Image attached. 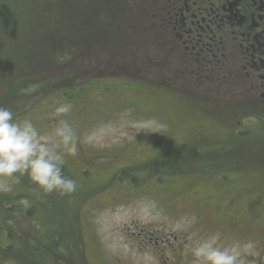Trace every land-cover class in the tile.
Returning a JSON list of instances; mask_svg holds the SVG:
<instances>
[{
  "label": "rangeland",
  "instance_id": "rangeland-1",
  "mask_svg": "<svg viewBox=\"0 0 264 264\" xmlns=\"http://www.w3.org/2000/svg\"><path fill=\"white\" fill-rule=\"evenodd\" d=\"M65 2L0 0V106L53 142L57 120L67 119L79 140L63 166L78 185L70 195L45 194L27 175L19 183L0 177L12 185L0 192L8 211V223L0 215V264H195L191 248L211 238V226L197 219L199 180L217 168L214 152L183 146L217 124L216 104L182 103L164 85L115 72L99 53L48 54V33L70 39L62 26L76 15L61 11ZM61 105L70 111L57 117ZM238 149L235 159L248 158ZM14 201L23 210L8 206ZM217 245L256 255L237 241Z\"/></svg>",
  "mask_w": 264,
  "mask_h": 264
},
{
  "label": "flooded vegetation",
  "instance_id": "flooded-vegetation-1",
  "mask_svg": "<svg viewBox=\"0 0 264 264\" xmlns=\"http://www.w3.org/2000/svg\"><path fill=\"white\" fill-rule=\"evenodd\" d=\"M115 4L120 15L105 20L115 29L108 34L113 51H106V39L102 61H114L121 75L167 87L182 103L202 110L216 104L210 112L217 124L198 128L193 143L183 146L214 152L216 162L217 169L199 180L197 219L208 222L218 241L249 247L256 254H244L250 264H264V0ZM238 148L248 158L235 159Z\"/></svg>",
  "mask_w": 264,
  "mask_h": 264
},
{
  "label": "clouds",
  "instance_id": "clouds-1",
  "mask_svg": "<svg viewBox=\"0 0 264 264\" xmlns=\"http://www.w3.org/2000/svg\"><path fill=\"white\" fill-rule=\"evenodd\" d=\"M69 111L70 105H61L55 115ZM52 135L55 142L41 135L30 119L15 120L9 108L0 106V177L19 183L27 175L45 194L74 193L77 182L65 175L63 166L66 155L76 157L79 153L77 134L67 119H58ZM10 191L12 185L0 181V192ZM191 253L195 264H245L240 254L218 246L215 236L195 243Z\"/></svg>",
  "mask_w": 264,
  "mask_h": 264
},
{
  "label": "trees",
  "instance_id": "trees-1",
  "mask_svg": "<svg viewBox=\"0 0 264 264\" xmlns=\"http://www.w3.org/2000/svg\"><path fill=\"white\" fill-rule=\"evenodd\" d=\"M115 1L116 0H69V2H67L66 0V2L60 8L61 11H63L64 14L68 17L73 14L76 15V18H74L72 21L68 20V23L62 26V28L65 29L68 35L70 36V39L67 36L60 35L55 40L53 34L48 33V41L50 42H48V44L46 43L44 47L48 54H64L67 51H70L73 54H87L90 46H92L93 54H98L104 51L103 48L105 46L106 39H108V47L106 51H113L112 45L114 44V42H111V38L108 34L112 30L115 31V29L110 23H105V20L110 19L111 21L114 17L116 18L117 15H120L122 9L117 8ZM90 31L91 33L89 34ZM74 32L77 33L75 34ZM77 41L78 43L76 44H80V46L77 50L72 51V49H75L74 42ZM72 42L74 43L73 45L71 44ZM67 43L69 45L71 44L70 48L68 47ZM39 58L40 60L38 62L40 63L42 61V58L41 56ZM109 59L110 56L107 60ZM112 63H114V61L109 60L107 64L111 65ZM84 70L85 73L88 71L85 66ZM68 94L72 95L71 93ZM64 172L65 175L70 176V174H67L65 170ZM147 175L154 178V175L157 174L155 172L154 174L148 173ZM150 177L148 179H151ZM107 181L108 180H106V183H108L109 185L110 181ZM154 181L157 180L155 179ZM21 194L24 195V192H21ZM8 206H10L13 210H23L22 206L19 204L18 201H14L11 204H8ZM36 207L37 206L34 204L33 209H29V211L31 212V210H35ZM7 214L8 211L4 209V204L2 203L0 207V215L1 217H3L6 223H8L5 219Z\"/></svg>",
  "mask_w": 264,
  "mask_h": 264
}]
</instances>
